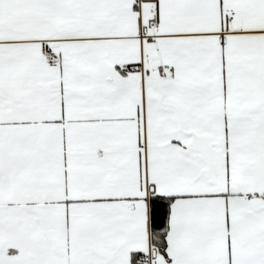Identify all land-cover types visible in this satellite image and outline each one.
<instances>
[{
    "label": "snow or ice",
    "instance_id": "obj_1",
    "mask_svg": "<svg viewBox=\"0 0 264 264\" xmlns=\"http://www.w3.org/2000/svg\"><path fill=\"white\" fill-rule=\"evenodd\" d=\"M0 264H264V0H0Z\"/></svg>",
    "mask_w": 264,
    "mask_h": 264
}]
</instances>
